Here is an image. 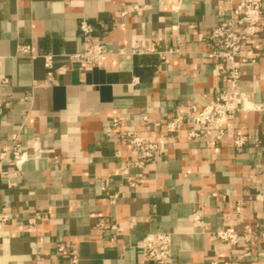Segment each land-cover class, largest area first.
Returning <instances> with one entry per match:
<instances>
[{"label":"crops","instance_id":"1","mask_svg":"<svg viewBox=\"0 0 264 264\" xmlns=\"http://www.w3.org/2000/svg\"><path fill=\"white\" fill-rule=\"evenodd\" d=\"M238 2L0 0V151L14 135L23 150L40 146L21 165L0 159V264H160L140 253L151 233L170 234L174 264H264L263 241L244 256L215 234L264 231V109L238 113L222 141L156 125L229 88L207 53L211 28ZM83 20L107 60L71 62L84 49ZM151 46L173 50L169 61L131 54ZM242 53L240 87L251 107L264 106V19ZM129 130L159 144L143 168L131 163L140 155Z\"/></svg>","mask_w":264,"mask_h":264},{"label":"built area","instance_id":"2","mask_svg":"<svg viewBox=\"0 0 264 264\" xmlns=\"http://www.w3.org/2000/svg\"><path fill=\"white\" fill-rule=\"evenodd\" d=\"M133 9H137L134 7ZM231 19L222 21L210 30L209 40L211 50L207 53L213 59L218 68L225 73L229 82V88L212 101L201 104L193 102L181 110L176 111L171 118L164 122L156 123L163 128L166 133L177 135L187 127L188 138L196 139L200 137L215 136L217 140L222 141L226 135L228 126L238 113L247 110H262L264 106L251 107L246 94L240 87L242 77V65L249 62L243 55V47L246 36L254 35L257 27L264 19V0H239L238 4L230 10ZM128 12H123L126 16ZM246 26L248 34L239 31V28ZM81 31L84 37V49L81 52L70 54L71 62H82L84 64H93L107 60L111 51L104 43L93 39L92 25L83 20L81 22ZM20 51L24 54L36 56L35 49L29 44L20 46ZM173 50H158L155 46L142 48L131 52V54L156 53L165 63L169 61L168 54ZM122 54L125 51L121 50ZM45 67L49 78H53V55L44 54ZM66 68L58 69L59 73L65 72ZM118 121L114 120L113 125ZM129 144L137 150L140 158L132 161V165L143 168L148 162L153 160L158 152L159 144L152 136H143L133 130L127 132ZM233 143L237 147L243 146L247 137L237 134L233 138ZM39 145L33 144L27 150H23L18 141L17 135H14L11 142L4 146L0 151V159L11 157L17 165L24 164L39 151ZM143 177V173L139 174ZM111 228L120 230L115 224ZM217 238L228 245L242 244L246 251L244 256L251 254V244L257 241L264 242V231L258 232L252 226L246 225L243 232H238L235 228H223L216 231ZM140 253L143 260L147 262H157L160 264H174L172 252V241L170 234L151 233L148 234L140 245ZM73 261L77 262V256L74 254ZM213 264H216L214 262ZM224 264H229L224 262Z\"/></svg>","mask_w":264,"mask_h":264}]
</instances>
